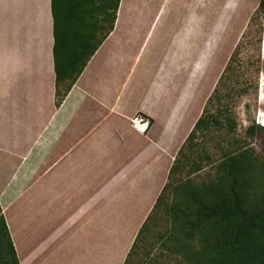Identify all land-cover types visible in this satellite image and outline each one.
Returning <instances> with one entry per match:
<instances>
[{
	"label": "crops",
	"instance_id": "crops-1",
	"mask_svg": "<svg viewBox=\"0 0 264 264\" xmlns=\"http://www.w3.org/2000/svg\"><path fill=\"white\" fill-rule=\"evenodd\" d=\"M217 6L120 0L57 107L52 0H0V206L20 264H124L232 55L217 68L233 28Z\"/></svg>",
	"mask_w": 264,
	"mask_h": 264
},
{
	"label": "trees",
	"instance_id": "trees-1",
	"mask_svg": "<svg viewBox=\"0 0 264 264\" xmlns=\"http://www.w3.org/2000/svg\"><path fill=\"white\" fill-rule=\"evenodd\" d=\"M119 5L120 0H52L57 107L113 31ZM256 14L264 15V0L259 1L250 21ZM239 47L240 43L179 150L168 181L140 227L124 264H264V158L258 156L251 143L241 139L246 145L224 150L209 180L177 178L187 164L192 172L202 169L201 162L192 158L198 137L208 135L213 125L224 128L209 105L215 99L221 100L220 89L228 79ZM228 128L234 131L235 122ZM246 135L250 139L260 136L264 141V126L252 123ZM175 178L180 180L173 183ZM161 213L167 225L154 239L152 225ZM156 243L158 255L151 253ZM0 264H20L1 206Z\"/></svg>",
	"mask_w": 264,
	"mask_h": 264
},
{
	"label": "rangeland",
	"instance_id": "rangeland-1",
	"mask_svg": "<svg viewBox=\"0 0 264 264\" xmlns=\"http://www.w3.org/2000/svg\"><path fill=\"white\" fill-rule=\"evenodd\" d=\"M259 1L217 0V9L227 13L228 17L230 15L228 20L231 19L233 26L232 33H230L231 39L228 36L229 39L227 38V43L224 41V45L222 44L224 28L222 29L223 32L222 30L218 31L217 68H220L221 63L225 61L227 56L229 57L232 54L237 44L240 43L235 61L227 75L228 79L220 89L221 100L215 99L209 105V110L220 119L224 128L213 125L208 135L198 137V146L192 158H195L197 162H201L202 169L192 172L193 168L187 164L177 178H189L194 182L209 180L214 176L222 152L232 150L238 145H246L245 140L247 143H251L259 157L264 158V141L262 137L256 136V138L250 139L246 135V129L250 124L255 123L264 126V50L262 45L264 40V15L256 14L253 22L250 21L251 15L248 16L250 10ZM232 121L235 122L236 128L230 132L228 127ZM241 139L244 141H240ZM175 179H173V183L180 180ZM158 217L160 219L153 222L151 229L154 239L158 237L160 231L165 230L167 225V219L163 213ZM158 245L156 243L152 248V254H159V251H157Z\"/></svg>",
	"mask_w": 264,
	"mask_h": 264
},
{
	"label": "built area",
	"instance_id": "built-area-1",
	"mask_svg": "<svg viewBox=\"0 0 264 264\" xmlns=\"http://www.w3.org/2000/svg\"><path fill=\"white\" fill-rule=\"evenodd\" d=\"M131 126L136 131L146 134L150 128V120L144 115L137 114L131 119Z\"/></svg>",
	"mask_w": 264,
	"mask_h": 264
}]
</instances>
